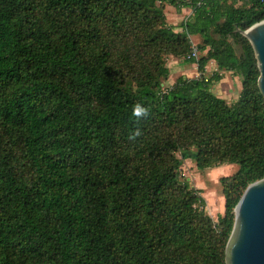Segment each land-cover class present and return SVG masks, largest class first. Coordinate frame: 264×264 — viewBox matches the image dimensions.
<instances>
[{"label": "trees", "instance_id": "1", "mask_svg": "<svg viewBox=\"0 0 264 264\" xmlns=\"http://www.w3.org/2000/svg\"><path fill=\"white\" fill-rule=\"evenodd\" d=\"M164 3L191 9L181 32ZM262 20L264 0H0V264H226L234 208L264 178L259 70L237 32ZM171 56L199 77L164 88ZM221 71L241 80L234 102L211 92ZM188 159L238 165L216 221L179 179Z\"/></svg>", "mask_w": 264, "mask_h": 264}, {"label": "water", "instance_id": "2", "mask_svg": "<svg viewBox=\"0 0 264 264\" xmlns=\"http://www.w3.org/2000/svg\"><path fill=\"white\" fill-rule=\"evenodd\" d=\"M253 51L264 99V20L237 29ZM234 225L226 245V264H264V178L247 186L234 208Z\"/></svg>", "mask_w": 264, "mask_h": 264}, {"label": "crops", "instance_id": "3", "mask_svg": "<svg viewBox=\"0 0 264 264\" xmlns=\"http://www.w3.org/2000/svg\"><path fill=\"white\" fill-rule=\"evenodd\" d=\"M167 12L171 13L169 14V16L166 14ZM164 15L166 18V22L168 25L173 26L174 27V31L175 32H181L182 31V27L181 25L188 21V19L191 17L192 15V11L189 8H181L179 10H177L176 8H174L171 5H168L167 3H164ZM197 38H199L198 35L195 36H190V42L192 43V45L196 46V43L199 42L200 40H197ZM201 38V37H200ZM193 39V40H192ZM167 68L169 70V76L168 78L165 80V86L164 88H170L177 80V78L179 77H185V78H197L199 77V73L197 70V64H188L183 62L181 59H176L175 57H169L167 60ZM218 72L217 70V66L214 63V61H209L208 64L205 67V75L207 77H210L213 73ZM221 75V79L218 82H215L212 84L211 86V92L226 100L229 99L230 97L233 96V94L235 93V96L232 100V102L235 101V99L237 98L239 91L241 89V80L239 77L234 76L233 73L231 72H223L221 71L219 73ZM164 81V82H165ZM163 82V83H164ZM163 86V84H162ZM220 87L223 88L226 92V95H223L221 92L222 90H220ZM222 170H225L224 168L225 165L218 167ZM233 168H230L228 171H233ZM222 213L224 211V199L222 197Z\"/></svg>", "mask_w": 264, "mask_h": 264}, {"label": "rangeland", "instance_id": "4", "mask_svg": "<svg viewBox=\"0 0 264 264\" xmlns=\"http://www.w3.org/2000/svg\"><path fill=\"white\" fill-rule=\"evenodd\" d=\"M170 12L166 11V14L169 16ZM166 19V18H165ZM167 23V22H166ZM193 40V39H192ZM200 40L196 43L198 45L201 42V38H197ZM192 44V43H191ZM236 55H240V50L238 47H235ZM202 54L198 52L197 57H200ZM168 57L165 58V63L167 64ZM166 81L163 83V87L165 86ZM222 94L226 95V92L223 88ZM235 96V93L229 99H226L227 102H231ZM223 166V165H222ZM225 170L220 168L207 169V170H198L195 166V163L192 160H185L179 171V179L181 181L187 182L191 187H194L197 190H200V196L203 197L205 201V211L212 218L213 221H216L217 216L222 214V192L221 185L219 183V179L221 177H226L238 169V165L230 164L225 165ZM233 171H228L230 168H233Z\"/></svg>", "mask_w": 264, "mask_h": 264}, {"label": "built area", "instance_id": "5", "mask_svg": "<svg viewBox=\"0 0 264 264\" xmlns=\"http://www.w3.org/2000/svg\"><path fill=\"white\" fill-rule=\"evenodd\" d=\"M158 3H160L158 1ZM191 53L189 55L186 56V59H192V58H197V54H198V49L196 46L192 45L191 46Z\"/></svg>", "mask_w": 264, "mask_h": 264}, {"label": "clouds", "instance_id": "6", "mask_svg": "<svg viewBox=\"0 0 264 264\" xmlns=\"http://www.w3.org/2000/svg\"><path fill=\"white\" fill-rule=\"evenodd\" d=\"M144 109L141 108L139 105L136 106V108L134 109V114L135 115H141L142 113H144Z\"/></svg>", "mask_w": 264, "mask_h": 264}]
</instances>
